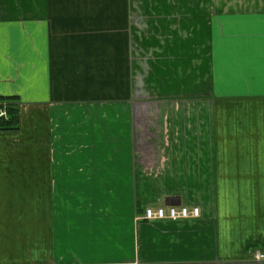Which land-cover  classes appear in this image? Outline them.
Listing matches in <instances>:
<instances>
[{"label": "crops", "instance_id": "obj_1", "mask_svg": "<svg viewBox=\"0 0 264 264\" xmlns=\"http://www.w3.org/2000/svg\"><path fill=\"white\" fill-rule=\"evenodd\" d=\"M135 5L0 0V102H18L0 119V264H264V0H144L195 54L146 131ZM158 205L201 216L140 218Z\"/></svg>", "mask_w": 264, "mask_h": 264}, {"label": "rangeland", "instance_id": "obj_2", "mask_svg": "<svg viewBox=\"0 0 264 264\" xmlns=\"http://www.w3.org/2000/svg\"><path fill=\"white\" fill-rule=\"evenodd\" d=\"M136 5L134 6L135 15L132 18V27L134 26V33L132 35V53H133V63L136 71L135 81H136V99L137 100H147L151 99V102H145L142 105V109L137 114L136 127L138 129H144L147 126V120L149 116H156L157 113L154 112V109L158 112V102L153 100H158L161 93H164L166 89L167 99L172 100L181 95L179 91H174V87L176 82H174V76L179 75V71L174 72V64L175 61L181 60L184 66L190 67L191 59L194 58L195 54L192 55L191 49H194L193 39L183 38L182 46L180 47V38L174 37L172 31L163 32V22H149L147 21V16L144 13V0H135ZM183 35H186L187 32L183 30L181 32ZM176 38V41H175ZM201 44L203 41L205 42L198 47V58H202L203 54H205V58L208 55L207 48V38L199 39ZM205 52V53H204ZM195 57V58H196ZM187 63V65H185ZM191 69V68H190ZM171 71V72H170ZM166 72V73H165ZM186 72V73H185ZM190 71H184L183 75L186 77ZM165 79V83L161 84V91L157 88L159 85V79ZM171 80V86H168V82ZM190 77L184 80L185 83L191 81ZM154 82V83H153ZM189 83V84H190ZM147 84V86H146ZM150 84L152 86L149 88ZM155 87H154V86ZM199 85V84H198ZM166 86V87H165ZM152 88V89H151ZM158 89V90H156ZM189 91V90H188ZM187 91H183V94ZM170 94V95H169ZM194 101V100H193ZM182 101H174L173 103H168V108H177L181 109ZM138 103H135L137 105ZM148 104L151 105V110L153 114L151 115L148 111ZM190 109L199 112L200 116L204 113L208 107L206 104H187ZM168 109V110H169ZM144 122V127L141 123ZM142 125V127H141ZM146 131V128L144 129ZM144 130L141 133H144Z\"/></svg>", "mask_w": 264, "mask_h": 264}, {"label": "built area", "instance_id": "obj_3", "mask_svg": "<svg viewBox=\"0 0 264 264\" xmlns=\"http://www.w3.org/2000/svg\"><path fill=\"white\" fill-rule=\"evenodd\" d=\"M0 117L7 118V112L5 109H0ZM201 216V208L198 205L188 206V205H169L162 206L158 205L156 207L147 206L144 210L141 219L144 220H187L195 219ZM263 258L264 254L259 255Z\"/></svg>", "mask_w": 264, "mask_h": 264}, {"label": "trees", "instance_id": "obj_4", "mask_svg": "<svg viewBox=\"0 0 264 264\" xmlns=\"http://www.w3.org/2000/svg\"><path fill=\"white\" fill-rule=\"evenodd\" d=\"M4 99H11L10 97H2ZM18 102H0V109H5L7 112V118L0 117L4 120V124L12 125L18 121Z\"/></svg>", "mask_w": 264, "mask_h": 264}]
</instances>
